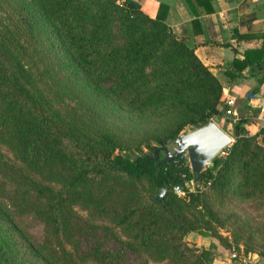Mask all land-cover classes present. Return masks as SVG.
<instances>
[{
	"label": "trees",
	"instance_id": "1",
	"mask_svg": "<svg viewBox=\"0 0 264 264\" xmlns=\"http://www.w3.org/2000/svg\"><path fill=\"white\" fill-rule=\"evenodd\" d=\"M247 66L264 77V43L226 74L241 78ZM226 99L194 49L135 0H0V146L10 153L0 154V257L122 264L121 250L74 239L81 206L124 232L137 264H211L215 244L197 247L191 232L264 259V128L249 134L236 118L230 146L183 197L173 186L194 174L182 155L153 158L220 117ZM22 221L41 224L42 238Z\"/></svg>",
	"mask_w": 264,
	"mask_h": 264
},
{
	"label": "crops",
	"instance_id": "2",
	"mask_svg": "<svg viewBox=\"0 0 264 264\" xmlns=\"http://www.w3.org/2000/svg\"><path fill=\"white\" fill-rule=\"evenodd\" d=\"M151 18L164 19L178 39L194 49L197 57L217 78L226 94L233 99V115L224 113L226 100L219 109L220 117L213 120L232 137L230 117H245L249 134L264 128V77L247 66L241 78L226 74L234 59L243 60L246 51H258L264 43V0H135ZM256 54H253L254 57ZM190 131V130H189ZM197 247L215 244L211 264H264L256 253L245 254L225 248L213 237L189 233L185 238Z\"/></svg>",
	"mask_w": 264,
	"mask_h": 264
},
{
	"label": "rangeland",
	"instance_id": "3",
	"mask_svg": "<svg viewBox=\"0 0 264 264\" xmlns=\"http://www.w3.org/2000/svg\"><path fill=\"white\" fill-rule=\"evenodd\" d=\"M1 18L6 24H14L12 22L13 21L12 19H6L7 15L6 18L5 16H1ZM189 130L192 129L185 128V130H183V133ZM172 141L173 140L168 141L164 146L171 148L173 146ZM0 154L4 155L7 158L10 157V153L3 146H0ZM221 154H223V152H221ZM162 156L163 153L160 152V157ZM235 204L237 210L239 211L245 210L250 215L254 214L249 205H245L239 202ZM75 210H76V215L74 216V221H73L74 239L78 240L82 248L88 249L91 246H94L98 242L102 244L103 249H109L115 251L121 250L122 254L124 255L123 256L124 261L122 264H137L138 260L136 259L135 255L128 253L124 245L122 244V240L126 238V235L120 228L114 227L111 223H108L107 221L94 218L88 212L87 209L81 206H76ZM106 225L111 227V229L110 230L107 229L105 227ZM20 226L23 230L27 231L34 238L38 240L42 238L43 229L41 224H31L28 221H22L20 222ZM9 241L15 248L20 247V243H18L19 241L16 236L9 238ZM4 258L5 256L0 257V264H7ZM159 264H165V263H159Z\"/></svg>",
	"mask_w": 264,
	"mask_h": 264
},
{
	"label": "water",
	"instance_id": "4",
	"mask_svg": "<svg viewBox=\"0 0 264 264\" xmlns=\"http://www.w3.org/2000/svg\"><path fill=\"white\" fill-rule=\"evenodd\" d=\"M232 124V120L230 122ZM233 138L229 132L222 130L213 120L206 124L196 127L190 131L181 133L172 141L173 146H161L157 149L162 152H154V159L157 163L169 162L175 160L178 156L186 154L191 172L194 174V182L202 178V172L207 167H212L215 157H220L223 152L232 143ZM165 189L161 188L153 198L155 202H161Z\"/></svg>",
	"mask_w": 264,
	"mask_h": 264
},
{
	"label": "built area",
	"instance_id": "5",
	"mask_svg": "<svg viewBox=\"0 0 264 264\" xmlns=\"http://www.w3.org/2000/svg\"><path fill=\"white\" fill-rule=\"evenodd\" d=\"M233 105H234V101L233 99H228L226 100V105H225V109H224V113L226 116H232L233 113ZM230 120H232V122H234L236 120L235 117H230ZM182 158H184V160L188 161L187 155L186 154H182ZM186 164L189 165V163ZM184 177V175H183ZM194 179V178H193ZM196 188V182H194V180H184V182L182 184H176L173 186V192L180 196L183 197L185 196L188 192H193L195 191Z\"/></svg>",
	"mask_w": 264,
	"mask_h": 264
}]
</instances>
